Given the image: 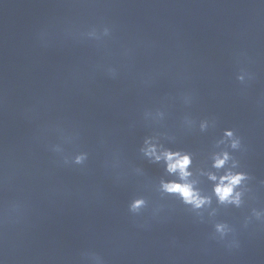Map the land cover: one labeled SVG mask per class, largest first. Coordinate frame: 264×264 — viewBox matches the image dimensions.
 Here are the masks:
<instances>
[{
	"label": "water",
	"instance_id": "1",
	"mask_svg": "<svg viewBox=\"0 0 264 264\" xmlns=\"http://www.w3.org/2000/svg\"><path fill=\"white\" fill-rule=\"evenodd\" d=\"M0 264H264V0H0Z\"/></svg>",
	"mask_w": 264,
	"mask_h": 264
},
{
	"label": "clouds",
	"instance_id": "2",
	"mask_svg": "<svg viewBox=\"0 0 264 264\" xmlns=\"http://www.w3.org/2000/svg\"><path fill=\"white\" fill-rule=\"evenodd\" d=\"M226 135L232 136L231 132H227ZM238 142H233L232 147H236ZM155 151L154 149L152 150ZM164 159L167 161V170L170 173H179L180 179L186 181L191 175L187 171L188 166L191 163V158L188 155H181L180 153L165 152L163 154ZM156 159H161L160 156H156ZM229 156L224 153L221 156H217L214 161V167L220 168L225 165L228 161ZM246 177L242 173L232 174L228 173L220 177L219 183L215 186V194L220 202H229L239 204L240 193L236 192L234 195V189L244 180ZM210 179L216 180V176H210ZM164 190L169 193H178L186 203L193 204L195 207L199 208L201 205L205 204L207 201L205 198H201L199 193L193 189L191 183H167L163 185ZM142 201H137L133 207H138Z\"/></svg>",
	"mask_w": 264,
	"mask_h": 264
}]
</instances>
